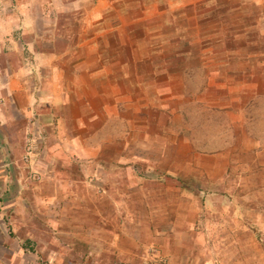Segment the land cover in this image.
<instances>
[{
  "label": "crops",
  "instance_id": "obj_1",
  "mask_svg": "<svg viewBox=\"0 0 264 264\" xmlns=\"http://www.w3.org/2000/svg\"><path fill=\"white\" fill-rule=\"evenodd\" d=\"M263 20L264 0H0L2 243L124 259L125 231L148 236L157 213L189 235L190 199L219 196L190 188L212 163L191 116L243 122L264 84ZM181 240L162 244L171 264Z\"/></svg>",
  "mask_w": 264,
  "mask_h": 264
},
{
  "label": "rangeland",
  "instance_id": "obj_2",
  "mask_svg": "<svg viewBox=\"0 0 264 264\" xmlns=\"http://www.w3.org/2000/svg\"><path fill=\"white\" fill-rule=\"evenodd\" d=\"M261 28H264V20ZM262 58L264 57H259ZM260 90V94L255 91L257 93L252 102L243 108L245 119L240 124L232 126L233 118L220 110L212 112L213 116L210 118L191 116V123H198L196 127L202 125L200 129L205 131L199 135V140L206 144V161L212 163L208 166L207 162L206 179L191 181L190 188L198 185L206 190L205 194L211 192L219 196L204 197L202 203L201 198L193 196L190 199L194 204L187 217L191 216V221L194 219L195 222L189 227V235L183 236L177 228L172 231L170 227H165L167 216L157 213L158 216L153 215L154 219L164 226L150 228L148 236L138 232L135 237L133 230V235L130 231H125L124 259L117 258L115 254L99 256L101 245L96 243L88 261L70 255L72 244L59 249L48 244L35 247L25 243L18 234L19 239L14 235L16 240L9 246L2 243L0 236V264H171L163 256L165 248L162 244L166 242L172 245L175 243L172 242L173 239L189 241V245L181 244L186 255L183 263L180 258V264H264V167L260 170L257 167L258 160L264 166V84L260 86ZM229 103L230 100L223 99L224 106ZM233 149L238 151L232 156ZM216 152H221L220 156L231 155L225 158L228 165H222L223 161L216 162L217 156H211ZM255 159L257 161L254 163ZM214 163L219 166L214 167ZM207 176L222 177L227 182L222 180L214 183L208 181ZM226 190H230V193H226ZM234 192L238 193V197L229 196ZM228 206L230 210L227 211ZM150 224L155 226V222ZM2 232L7 233V230H0ZM51 236L43 237L44 241L49 242ZM21 242L25 244L22 245ZM23 247L30 249L25 251V255ZM6 251L10 252L9 255L5 254ZM181 254L180 252L179 256Z\"/></svg>",
  "mask_w": 264,
  "mask_h": 264
},
{
  "label": "trees",
  "instance_id": "obj_3",
  "mask_svg": "<svg viewBox=\"0 0 264 264\" xmlns=\"http://www.w3.org/2000/svg\"><path fill=\"white\" fill-rule=\"evenodd\" d=\"M232 9L231 8H225V9H223V11L222 12H225V13H228V12H230ZM219 12L218 11H216L215 13H213V15L212 16H217V14H218ZM252 25V24H251ZM253 26V25H252ZM239 34L241 35V34H243V32H244V30L243 29H240L239 31ZM28 243V242H27Z\"/></svg>",
  "mask_w": 264,
  "mask_h": 264
}]
</instances>
